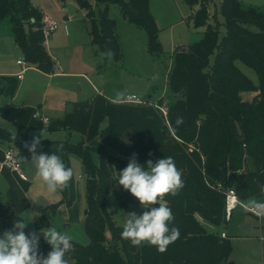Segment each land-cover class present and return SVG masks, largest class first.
<instances>
[{"label": "trees", "instance_id": "obj_1", "mask_svg": "<svg viewBox=\"0 0 264 264\" xmlns=\"http://www.w3.org/2000/svg\"><path fill=\"white\" fill-rule=\"evenodd\" d=\"M65 3L66 0H58ZM88 11L89 33L97 54L112 51L114 62L122 60V46L117 38L115 20L109 18L110 4L119 7L123 18L146 31L150 53L162 52L159 30L150 12V0H75ZM193 11L189 17L196 28L204 27L203 37L194 44L177 46L173 51V68L169 89L174 102L164 98L154 104L113 102L103 95L91 101L75 103L63 119L45 125L34 118L37 109L31 107L0 108V116L15 125L10 132L0 127V143L14 145L20 159H31L24 146L42 131H77L91 141L98 137V164L91 158L90 148L62 140L43 138L39 152L53 153L63 144L61 156L66 167L67 157L78 156L86 175L83 226L88 245L74 244V264H231V242L221 234L206 232L196 215L212 224L226 222L225 194L217 188H234L242 201L261 198L264 186V9L245 8L239 0H222L220 15L225 19L224 33L211 23L209 0H185ZM102 5L100 23L95 19L92 4ZM43 13L32 0H0V23L9 25L11 36L26 63L50 74L54 62L43 44ZM217 51L213 64L212 55ZM237 62L251 68L257 75L255 84L243 73ZM16 83L10 86L14 95ZM245 92L252 94L246 100ZM166 107V109L164 108ZM166 110V115L161 112ZM177 117L184 123L176 127ZM104 127L101 129V126ZM193 147L190 152L189 148ZM137 154L144 164L171 156L182 172L183 189L177 196L167 195L168 207L175 217L172 224L180 231L179 239L160 253L155 246H132L121 238L123 226L110 215L108 196L115 194L123 211L129 213L135 197L118 185L120 171L129 157ZM151 153V155H149ZM202 157L206 160L203 161ZM247 159L251 168L245 169ZM25 165L24 163H22ZM117 166V171H116ZM116 171V174H115ZM61 200L50 206L57 213L68 203L69 187L59 191ZM151 207H158L152 205ZM145 210L141 209L139 215ZM22 219L8 204L0 203V228L13 227ZM51 226L41 216L38 228ZM110 231L109 236L106 229ZM25 232L28 233L27 229ZM39 251L49 252L44 241Z\"/></svg>", "mask_w": 264, "mask_h": 264}, {"label": "rangeland", "instance_id": "obj_2", "mask_svg": "<svg viewBox=\"0 0 264 264\" xmlns=\"http://www.w3.org/2000/svg\"><path fill=\"white\" fill-rule=\"evenodd\" d=\"M221 1L222 0H209L207 9L211 17L215 16V19H212L211 23H217L219 25L220 36L222 37L225 19L220 15ZM239 2L244 7L252 6L262 10L264 9V0H239ZM32 4L43 11L50 9L55 10L57 6L61 5L66 11L60 12L63 19H60V21L56 20L60 23V30H63V22H65L64 17H69L74 24H79L82 28L86 27L90 29V19L87 16L88 11L81 9L75 0H66L65 3H61L58 0H32ZM91 7L92 10L94 9L96 11L95 19L98 24L100 23L99 11L103 6H98L93 3ZM150 12L159 30L158 40L162 46V52L150 53L146 31L131 24L128 20L123 18L117 5L110 4L108 16L117 23L116 34L122 46V60L116 63L112 58L110 59L107 57L106 52H99V54H97L95 51L97 56L95 62L98 65L96 68L97 78L89 77L91 83L89 81V83H82L83 92H80L81 85L76 86L75 84H71L73 97L81 98V102L95 98L97 96V91L91 88L92 85L97 88L99 93L101 90V95L105 97H109L110 95L112 98H115L113 99L116 100L115 102H121L118 100H124L127 94L137 95L146 104H154L161 98L166 99L168 104L176 100V97L169 89V75L172 71L174 62L173 51L178 45H191L200 41L203 37L205 28H196L192 21L189 20L190 10L185 0H150ZM7 36L8 28L5 25L0 26V72L1 70L4 71L7 69V75L0 76V107L4 106V104L21 106L20 104H22V102H28V100H30V94H33L34 90L26 88L19 91V84L21 81L17 82L16 78L12 77V73L17 74L24 70L22 66L17 65V60L20 59L23 61L24 58L22 52L16 50V44L12 38L11 40H5ZM6 41L12 42H10L9 45L4 44L3 46V43ZM11 47L13 48L12 51H10ZM216 56L217 51H215L211 57V64L214 63ZM237 64L243 73L256 84L258 81L256 73L240 62H237ZM27 65L30 68L23 74L24 82H32L30 77L33 74V69L37 67L29 63H27ZM42 81L43 79L39 80L37 83ZM12 83H16L14 95L10 93V86ZM115 84L122 87L120 92L114 91ZM54 87L55 84H53V91L56 89L58 90V88L55 89ZM57 92L58 94L60 93V91ZM53 94L55 93L53 92ZM65 96L69 98V96ZM251 96L252 94L250 92H245L243 94L246 100L250 99ZM69 105L68 110H70ZM164 108L166 109V107ZM53 118L57 119L56 117ZM0 127L13 133L17 131L13 123L1 117ZM103 127L104 124L101 126V129ZM47 135L74 145L82 144L85 147L88 146L93 162L98 164L99 155L96 149L101 147L99 144L102 145L98 137L93 138L91 141H86L82 134L77 131H70L69 129L55 131L53 134L48 133ZM7 147L5 148L7 149ZM202 159L203 161L206 160L205 157H202ZM67 165L73 169L74 173L72 180L69 182L70 197L71 195L75 196L74 191L78 190L77 184L79 183L82 189L83 206H85L86 175L84 173L82 161L78 156L70 155L67 159ZM248 168H251V162L247 159L245 169ZM117 169L116 166V171ZM79 175L82 177L81 179H79ZM70 185L72 186V192ZM79 202H81L80 198L77 199L76 197L68 208L61 205L56 215L50 217V221L51 225L54 224L58 231L71 235L73 237V243L88 245L89 238L85 233L83 222H79L82 214ZM108 205L113 220L118 225L123 226L126 212L121 209L115 194H109ZM141 209H144V207L141 206L136 199L135 204L130 206L129 212H136L139 215ZM40 212L48 215V212L40 206L32 210V213L36 214V216ZM28 214L29 213L26 215L27 219L24 220L25 222H29L26 228L28 232L35 231L37 233H42V230L48 228L40 229L36 227L33 219H29ZM196 217L206 232L210 234L226 233L231 242L232 251L229 257V262L231 264H264V242L261 239L264 237V218L260 219L255 217L245 211L241 206H237L233 210L231 217L220 225L212 224L198 214ZM243 227H247L248 229L245 230ZM108 229L109 228L106 229L107 236H109L110 233ZM0 230L4 232L3 229L0 228ZM41 240L44 241L49 251H51L50 245L44 240L42 234L40 237V241ZM71 256L74 264L75 261L72 253Z\"/></svg>", "mask_w": 264, "mask_h": 264}, {"label": "clouds", "instance_id": "obj_3", "mask_svg": "<svg viewBox=\"0 0 264 264\" xmlns=\"http://www.w3.org/2000/svg\"><path fill=\"white\" fill-rule=\"evenodd\" d=\"M106 55L111 59L115 53L108 51ZM175 123L178 128L184 123V118L177 117ZM43 138L40 132L33 136L31 142H25L24 146L31 153V159L22 157L21 163L34 166L47 192L55 194L69 187L74 173L57 154L63 152V144H59L51 154L38 153ZM119 173L118 185L129 191L141 206L150 209L140 215L136 212L127 213L121 238L130 241L132 246L146 243L155 246L160 253L167 251L168 246L179 239L180 231L174 225L169 226L175 217L164 198L167 195L177 196L183 189L182 172L171 156L155 161L149 159L142 165L137 161V154L133 153L127 166ZM151 205L158 207L150 208ZM244 207L257 217L264 218V202L250 198ZM28 223L16 219L11 229L0 234V264H73L71 253L75 249L71 235L58 231L54 224L42 230V233H26ZM41 234L51 247L46 256L39 251Z\"/></svg>", "mask_w": 264, "mask_h": 264}, {"label": "crops", "instance_id": "obj_4", "mask_svg": "<svg viewBox=\"0 0 264 264\" xmlns=\"http://www.w3.org/2000/svg\"><path fill=\"white\" fill-rule=\"evenodd\" d=\"M40 10L43 13L44 17L52 18L57 21L63 19L62 18L63 16L61 17L60 12L66 11L64 8L61 7V5L57 6L55 10L53 9L47 11L46 10L43 11L42 9ZM189 10L191 15L193 11L190 8ZM64 20L65 22H63V30H60L59 27L57 31H55L49 37L48 43L45 46L47 52L49 53V55L51 56L54 62V71L50 74H47L42 72L38 68H34L33 74L30 77L32 82H28V81L24 82L23 74L30 67L27 65V63L24 60L23 61L26 63L27 66L23 67L22 65H19L18 61L21 60L18 59L17 65L22 66L24 70L18 72L17 74L12 73V77H15L17 82L21 81V83L19 84V91L26 88L30 90L32 89L34 90L33 91L34 93L30 94V100H28V102L24 101L22 102V104H20L21 106H13V107L35 108L39 113L47 117L50 122L63 119L67 113L72 111L75 103L81 102L80 101L81 98L73 97L71 84H75L76 86L81 85L80 92H83L82 83L84 82L89 83L90 82L89 77L97 78L96 68L98 67V65L95 62L96 61L95 58L97 56L95 53V48L92 45L89 29L86 27L82 28L79 24H74L72 19H70L69 17H64ZM4 25L8 28V36L5 40H11L12 36L10 33L9 25L4 22L0 23V26H4ZM10 42L6 41L5 43H3V46L4 44L9 45ZM182 45L185 44H181L178 46H182ZM16 48H17L16 50H20L17 45ZM12 50L13 48L11 47L10 51ZM6 71L7 69L4 71L1 70L0 76L7 75ZM20 74L22 75V78L18 79V75ZM41 79H43V81L37 83ZM53 84H55L54 88L55 89L58 88V90L56 89L53 91ZM91 88L97 91V96L101 94V90L99 93L97 88H95L94 86L91 85ZM57 91H60V93L58 94ZM53 92L55 94H53ZM65 95L69 96V98H67ZM107 98L113 102L116 101L113 100L115 98H112V96L110 95ZM92 99L94 98H91L89 100H84L82 102L91 101ZM118 101H122V100H118ZM68 105L70 110H68ZM53 117H56L57 119ZM46 126L47 125H45V127ZM41 133L44 136V138L57 140L51 137L50 135L49 136L47 135L48 133L53 134V132H49L45 130L42 131ZM39 134L40 133H38L37 135ZM99 145L102 146L101 144ZM7 146H10V144L0 143V203L10 205L13 208V210L20 217H22L23 220L27 219L26 215L27 213H29L28 214L29 219L32 218L35 223V226L37 227L39 218L41 216H46L50 220V217L53 216V214L51 213L50 206L60 202L61 195L59 191H57L55 194H50L47 192L46 186L39 179V177H37L36 170L34 166H32L30 163L28 165L26 164L23 165L24 172L28 176V179L26 181L21 180L18 174L15 172L9 171L7 169H2L1 162L4 158V152L6 149L5 147ZM68 158L69 157H67V159ZM81 178L82 177L79 175V179ZM77 186H78V190L74 191L75 196L71 195L70 197L69 194L68 203L63 204L62 206L68 208L72 204L74 198L75 199L76 197L77 199L80 198L81 202H79V204L82 214L80 216L81 218L79 222L82 223L84 218L85 206H83V200H82L83 196L81 193L82 189L79 186V183L77 184ZM70 187L72 192V186L70 185ZM256 200L260 201L261 198H257ZM39 206L44 208V210L48 212V215L45 213L42 214V212L38 213L37 216L36 214H33L32 210ZM58 210H60V208H58ZM1 232L3 233V231L0 230V234H2Z\"/></svg>", "mask_w": 264, "mask_h": 264}, {"label": "built area", "instance_id": "obj_5", "mask_svg": "<svg viewBox=\"0 0 264 264\" xmlns=\"http://www.w3.org/2000/svg\"><path fill=\"white\" fill-rule=\"evenodd\" d=\"M43 23H44L43 28H42V33L44 36L43 44L44 46H46L48 43L49 37L59 28V23L55 19L48 18V17H44ZM18 64L22 65L23 67L27 66L26 63L22 60L18 61ZM21 78H22V75L21 74L18 75V79H21ZM121 103L146 104L140 99V97L134 94H127L124 100L121 101ZM161 111L164 113V115L167 114L164 108H161ZM34 118L42 122L44 125H48L50 123L49 119L45 117L44 115H42L41 113H39L38 111L35 112ZM189 151L192 152L193 147H190ZM1 168L17 173L21 180H24V181L27 180V176L24 172L23 164L21 163L19 152L14 145L8 146L7 149L5 150ZM217 188L223 191L225 194L226 220H228L231 217L233 210L237 206H241L245 211L256 216L253 212L246 210V208L244 207V204H245L244 201H242L238 197L234 188L224 189L222 184H218ZM263 200H264V186L262 187V196H261L260 201L263 202ZM257 218H260V217H257ZM221 236L223 238L227 237L225 233H221ZM261 239L264 242V237H262Z\"/></svg>", "mask_w": 264, "mask_h": 264}, {"label": "water", "instance_id": "obj_6", "mask_svg": "<svg viewBox=\"0 0 264 264\" xmlns=\"http://www.w3.org/2000/svg\"><path fill=\"white\" fill-rule=\"evenodd\" d=\"M122 90V87L120 85H114V91L115 92H120ZM243 229L247 230V227H243Z\"/></svg>", "mask_w": 264, "mask_h": 264}]
</instances>
